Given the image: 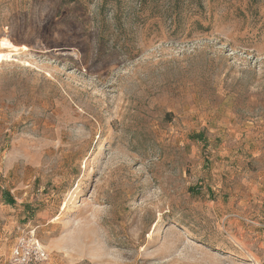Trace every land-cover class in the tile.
I'll return each instance as SVG.
<instances>
[{
	"label": "rangeland",
	"instance_id": "1",
	"mask_svg": "<svg viewBox=\"0 0 264 264\" xmlns=\"http://www.w3.org/2000/svg\"><path fill=\"white\" fill-rule=\"evenodd\" d=\"M32 230L50 264H264V0H0V264Z\"/></svg>",
	"mask_w": 264,
	"mask_h": 264
},
{
	"label": "built area",
	"instance_id": "2",
	"mask_svg": "<svg viewBox=\"0 0 264 264\" xmlns=\"http://www.w3.org/2000/svg\"><path fill=\"white\" fill-rule=\"evenodd\" d=\"M13 248L7 264H50L34 230L21 234Z\"/></svg>",
	"mask_w": 264,
	"mask_h": 264
},
{
	"label": "bare ground",
	"instance_id": "3",
	"mask_svg": "<svg viewBox=\"0 0 264 264\" xmlns=\"http://www.w3.org/2000/svg\"><path fill=\"white\" fill-rule=\"evenodd\" d=\"M6 57V56H5Z\"/></svg>",
	"mask_w": 264,
	"mask_h": 264
}]
</instances>
